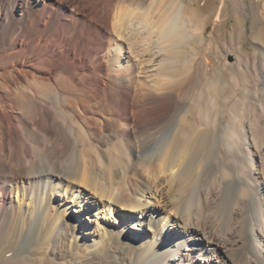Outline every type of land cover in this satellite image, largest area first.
I'll list each match as a JSON object with an SVG mask.
<instances>
[{"label": "bare ground", "instance_id": "6f19581e", "mask_svg": "<svg viewBox=\"0 0 264 264\" xmlns=\"http://www.w3.org/2000/svg\"><path fill=\"white\" fill-rule=\"evenodd\" d=\"M146 1L0 0V264H264V68Z\"/></svg>", "mask_w": 264, "mask_h": 264}, {"label": "rangeland", "instance_id": "374dc122", "mask_svg": "<svg viewBox=\"0 0 264 264\" xmlns=\"http://www.w3.org/2000/svg\"><path fill=\"white\" fill-rule=\"evenodd\" d=\"M150 1L147 0L143 4L145 9L149 7ZM156 1L152 4V8L160 4V0ZM174 2L175 0L163 2L164 16L171 11ZM263 2L264 0H195L191 6L185 8V12L197 19L192 21L193 24L187 22V25L192 32L197 24L196 28H199L202 34L200 39L198 37L200 32H193L192 36L195 39H192L191 35L188 37L191 39L185 42L186 50L192 49L191 54L193 55L194 52L195 57L205 54L212 60L219 56L226 57L230 63L237 58L241 63L240 68L250 76L255 68H264ZM132 14L135 15V12ZM210 66H215V62L211 61ZM240 94L239 91L235 93L236 97ZM222 98L226 96L224 94L219 96V100ZM231 102L230 99L229 103Z\"/></svg>", "mask_w": 264, "mask_h": 264}]
</instances>
